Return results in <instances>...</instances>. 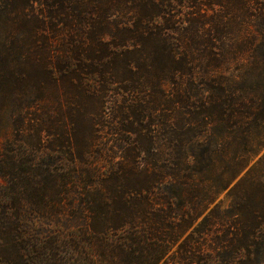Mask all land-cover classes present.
<instances>
[{"label":"trees","instance_id":"1","mask_svg":"<svg viewBox=\"0 0 264 264\" xmlns=\"http://www.w3.org/2000/svg\"><path fill=\"white\" fill-rule=\"evenodd\" d=\"M192 1L0 0V35L13 41L0 48L9 53L0 58V264H264V155L230 187L264 147L262 47L239 75L197 73L187 47L215 40L193 22L176 24L175 10ZM37 37L52 79L55 41L103 46L118 59V74L77 80L105 92L91 138L103 129L105 94L123 96L112 133L128 137L119 149L131 169L118 187L93 186L83 170H51L61 158L85 164L89 152L45 149L39 95L7 84L10 52ZM166 85L179 89L167 101Z\"/></svg>","mask_w":264,"mask_h":264},{"label":"rangeland","instance_id":"2","mask_svg":"<svg viewBox=\"0 0 264 264\" xmlns=\"http://www.w3.org/2000/svg\"><path fill=\"white\" fill-rule=\"evenodd\" d=\"M175 15L177 17L174 20L178 26H187L193 22L202 37L212 34V39L215 40L211 47L208 44V49L193 45L187 47L190 56H193L192 64L195 65L194 70L197 73L214 71L216 74L239 75L252 61L254 46L257 45L262 47L258 58H264V0H195L184 7H178ZM40 38L37 37L36 42H24L21 46L24 52H10L8 60L5 61V74L10 77L7 84L17 93L25 92L31 97L39 95L40 108L36 120L45 132L42 135L45 149H53L61 154L64 147L71 144L75 149H87L89 152L85 164L76 160V163L83 165L81 168L79 164L74 167L70 160L61 158L51 170L57 171L59 175L83 170L93 173V186L118 187V174L128 175L131 169V163L128 158H123V152L119 149L120 139L128 140V137L112 133L113 128L117 127L114 113L118 110V101H121L123 96L117 91L105 94L109 105L107 112L102 111L103 129L91 138L89 128L94 121L91 114L98 106L97 96L105 92L98 83L94 85L99 87V93L92 88L85 89L77 83L80 77L90 73L94 74L99 82L107 75L118 74V59L114 61L103 46L86 47L69 40L55 41L50 48L54 51L51 63L57 75L52 79L44 70L47 55ZM11 43L13 41L10 35H0L2 50L6 51ZM7 53L2 52L0 58H4ZM95 86L93 88H96ZM168 87L166 85L163 89L166 101L179 92L177 89L173 93ZM10 104L8 102L6 105ZM11 138V132L7 131L2 141ZM128 145L129 143L124 144L125 149ZM263 155L264 147L253 156L247 168L230 187ZM69 184L82 187L83 182L80 179H72ZM227 191L220 192L215 200L220 210L226 209L229 204Z\"/></svg>","mask_w":264,"mask_h":264}]
</instances>
